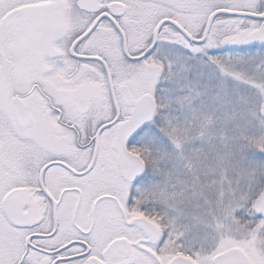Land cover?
<instances>
[{
    "label": "snow or ice",
    "instance_id": "6c2138e0",
    "mask_svg": "<svg viewBox=\"0 0 264 264\" xmlns=\"http://www.w3.org/2000/svg\"><path fill=\"white\" fill-rule=\"evenodd\" d=\"M0 264H264V0H0Z\"/></svg>",
    "mask_w": 264,
    "mask_h": 264
}]
</instances>
